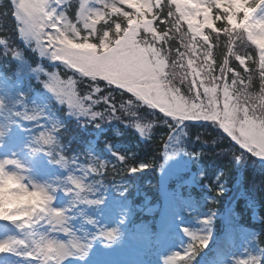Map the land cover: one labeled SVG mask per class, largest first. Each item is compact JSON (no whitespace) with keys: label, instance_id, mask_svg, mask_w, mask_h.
Here are the masks:
<instances>
[{"label":"snow or ice","instance_id":"6c2138e0","mask_svg":"<svg viewBox=\"0 0 264 264\" xmlns=\"http://www.w3.org/2000/svg\"><path fill=\"white\" fill-rule=\"evenodd\" d=\"M62 2L11 0L14 19L20 25V38L26 45L35 44L32 50L40 57L61 61L83 77L125 90L136 101L158 108L161 113L172 117L177 125L187 120L218 123L236 144L264 161V83H261L258 92L250 91L253 76L249 69H244L248 80L246 84L245 76L229 66L227 56L221 61L219 75H216L213 46L210 36L204 31L210 29L217 34V38L221 33L227 36L228 55L234 56L240 65H245V58L252 60L258 67L259 79L264 82V28L260 27L264 26V0H255V4L253 0H167L169 11L160 23L170 24V27L163 31L154 26L159 19L154 9L163 7L161 0H80L75 22L65 11L57 10ZM121 5L132 11L124 10ZM250 8H254V12H249ZM214 9L217 10L215 14ZM258 12L262 13L259 17ZM218 21L223 22V27L216 26ZM182 22L187 24V32L181 31ZM101 24L103 26L98 27ZM253 25L260 30H253ZM170 32L179 34L185 49H177L175 59H170L172 50L164 47L172 38ZM245 38L258 50V61L247 53L241 56L233 50L232 45ZM0 45L8 47L4 39H0ZM20 55L19 51L12 52L13 58ZM39 70L43 72V69ZM228 73L232 74L230 82ZM44 76L47 79L43 80V87L56 102L66 105L69 114L87 117L90 121L114 117L116 109L110 104V97L94 98L92 93L81 96L74 80H62L55 72H45ZM177 81L180 84L189 83L190 97L185 98L181 94ZM94 91L99 94L101 89L96 87ZM101 102L107 105L105 112L95 111L94 106ZM20 103L17 101V104ZM123 108L121 105L122 111ZM47 119L50 118L43 109L27 106L7 108L0 100V142L11 127L21 122H34L40 125L41 130L35 136L30 152L46 154L53 163L68 172L57 187L25 186L19 172L14 171L20 169L22 163L15 158L0 159V221L22 229H33L34 225L47 221L53 232H63L70 239L64 242L34 233L27 240L9 237L0 239V253L23 256L36 261V264H63L68 257L79 255L83 259L88 246L76 242L74 232L67 227L66 213L71 209L51 207L54 198L50 192L62 189L71 197L73 207L100 204V200L89 199L85 195L93 192L92 184L86 180L90 173H99L106 161L91 152L85 153L94 157V162L88 167L81 166L76 156L71 161L66 159L57 152V149L63 151L58 139L62 125L58 121L41 125V120ZM140 131L144 129L140 128ZM105 147L111 150L110 144ZM112 155L121 162L126 160L118 152L112 151ZM10 165L14 170H8ZM76 168L82 175L73 174ZM129 171L134 173L137 168L131 167ZM203 223L210 224V220L206 219ZM100 235L112 240L116 231H103ZM189 235L193 241L199 240L202 247L207 246L208 235ZM196 251L194 246L186 249V260L177 252L166 264H171L175 258H180L182 264H191ZM237 264H264V249H261V255H249L247 260Z\"/></svg>","mask_w":264,"mask_h":264},{"label":"trees","instance_id":"16d2710c","mask_svg":"<svg viewBox=\"0 0 264 264\" xmlns=\"http://www.w3.org/2000/svg\"><path fill=\"white\" fill-rule=\"evenodd\" d=\"M79 2L80 0H64L62 3V10L73 22L76 19ZM161 2L163 7L154 9L159 16L154 26L163 31L170 27V24L160 23V20L167 17L169 5L167 0ZM121 7L126 11H132L126 5ZM172 10L174 11V7ZM216 11L214 9L213 13L215 14ZM113 19L119 18L113 17ZM102 26V24L98 25V27ZM216 26L223 27V22L218 21ZM19 27L14 19V6L11 0H0V39L6 40L8 45L7 48L0 45V77H3L0 78V100H3L7 108L27 106L40 110L43 108L36 102L35 91L45 92L47 107L55 116V122L58 121L62 125L58 139L63 151L57 149V152L70 161L76 156L80 165L84 167L94 162V157L85 155L87 152L106 161L105 167L100 169L99 173H90L86 180L87 183L92 184L93 192L85 195L89 199L102 202L98 205L79 204L74 207L71 205L73 208L71 218L76 222L82 237L89 245L90 256L87 257V264L93 262V264H104L110 257L124 252L139 255L137 264H163L156 243L142 249L136 246L135 240L130 237V233L136 230L145 231L150 226L155 229V223L150 224L152 217L146 216L144 211L147 207L159 203L162 194L167 197L182 195L187 205L186 211L193 215L192 221L205 212L219 211L221 217L216 220L218 235L229 222H232L235 230L252 246L264 249V161L260 157L252 155L236 144L218 123L187 120L177 125L172 117L161 113L158 108H150L136 101L135 97L125 90L103 81H92L62 63H54L46 57H40L38 52L32 50L35 44L29 46L22 41L18 34ZM181 31L187 32L186 23L182 22ZM204 31L210 36L213 46L215 74L219 75L221 61L227 56L229 66L245 76L246 84L248 80L244 69L245 67L249 69L253 76L249 90L258 92L261 83L264 82L257 75V65L247 58L245 65H240L234 56L228 55L227 36L221 33L217 38V34L210 29ZM169 36L172 38L164 47L172 50L170 59H175L176 50L185 49L178 33L170 32ZM232 47L237 54L245 56L247 53L248 56L253 57V60L258 61V50L247 42L246 38L243 41L237 40ZM13 51H19L20 57L13 58ZM34 68L37 70L33 71ZM39 69H43V72ZM45 72H55L62 80H74L76 90L81 96L92 93L94 98L110 97V104L116 109L115 118L106 117L105 120L90 121L87 117L69 114L66 105L56 102L43 87L42 82L47 79L44 76ZM231 76L232 74L228 73L229 82ZM190 79L189 77V81ZM177 86L180 87L181 94L185 98L192 95L188 82L180 84L177 81ZM96 87L101 89L99 94L94 91ZM200 91L202 93V88ZM201 99H204L203 95ZM17 101L21 103L17 104ZM121 105L124 106L123 111ZM106 107L107 105L101 102L94 106V110L105 112ZM45 114L49 117L46 112ZM50 120L51 118L41 120L40 123L46 124ZM140 128L144 131L141 132ZM40 130V125L34 122H26V124L21 122L11 127L8 133L19 143L30 162L36 164L42 173L51 171L58 179V185H61L68 175L67 170L53 163L44 153L30 152L34 138ZM106 144L111 145V150L105 147ZM181 149L183 151H179ZM112 151L124 155L126 160L119 161L112 155ZM171 155L175 168L168 171V157L170 158ZM141 165L144 167L141 168ZM131 167H136L137 171L131 173L129 171ZM164 168L165 173H163ZM73 174L82 175L79 168H76ZM60 191L71 204V197L62 189ZM106 197L128 206L133 214L127 229L112 242L97 237L101 232V220L106 214L104 202ZM230 213L233 216L229 218ZM89 220L92 222L89 223ZM7 238L8 235H2L1 239ZM187 243L189 249L192 246L197 249L191 264H205L214 260L212 248L202 247L198 241L188 238ZM0 264L22 263L6 253H0ZM171 264H182V261L179 258Z\"/></svg>","mask_w":264,"mask_h":264},{"label":"rangeland","instance_id":"374dc122","mask_svg":"<svg viewBox=\"0 0 264 264\" xmlns=\"http://www.w3.org/2000/svg\"><path fill=\"white\" fill-rule=\"evenodd\" d=\"M57 10H62V4L57 6ZM261 14V12H258L257 17ZM35 97L37 104L44 109L49 117L51 116V120L47 121L46 124L55 122V116L45 103L46 93L44 94L37 91ZM4 158L18 159L24 165L21 174L25 176V180L23 181L25 184L52 187L59 186L58 179L55 178L51 172L42 173L37 165L29 161V157L25 156L19 143L12 138L9 133H6V136L3 138L2 142H0V159ZM168 161L167 169L168 171H172L175 168L172 155L170 158L168 157ZM8 170L11 171L14 169L10 165L8 166ZM163 173H165V168ZM50 194L53 195L54 198L51 202V207L72 210L71 204L66 197L62 196L60 190H57L54 193L50 192ZM167 199L168 200L163 203V208L165 209V215L163 214V217L165 216L163 222L164 225L161 227L157 226L156 231L152 230L150 227L148 231L143 232L136 230L130 234V237L135 240L136 246L143 249L150 247L154 241L161 243L163 264H166V261H168L170 257H174L177 252L181 254V257L187 258L185 254V250L189 249L187 238L192 240L189 233L209 236L206 248H212L215 253V258L213 262H207L205 264H237L239 261L247 260L249 255H261V247L252 246L244 236L237 234L232 227L224 228L221 236L218 237L216 220L221 217L218 211H214L213 213L205 212L195 221H192L193 215L186 211L187 205L185 204L182 195L176 194L175 197H168ZM104 202L107 207L106 214L101 221V232L115 229L116 237L128 227L130 220L132 219V211L128 206L113 201L111 197L104 198ZM158 209L159 204L152 205L146 209L145 214L151 216L154 222L161 224L162 215H157ZM71 210L66 213L67 227L74 232L77 238L76 242L88 246L86 247L87 255L83 259H80L79 255L68 257L63 264H87V257L90 256L89 245L86 239L82 237L81 230L76 225V222L72 220ZM206 219L210 220V224L203 223ZM151 223L152 220L150 224ZM17 232L18 238H24L26 240L29 239L30 234L33 233L37 235H45L49 238L64 242L70 239L69 236L63 232H53L47 221H41L39 224L34 225L33 229H22L18 227ZM101 232L97 234L98 239L104 238L100 235ZM114 239L109 240V242H112ZM196 241L199 242V240ZM177 259L179 258H175L171 262ZM138 260L139 255L124 252L121 255L110 257L104 264H137Z\"/></svg>","mask_w":264,"mask_h":264},{"label":"clouds","instance_id":"9594fccd","mask_svg":"<svg viewBox=\"0 0 264 264\" xmlns=\"http://www.w3.org/2000/svg\"><path fill=\"white\" fill-rule=\"evenodd\" d=\"M253 4H255V0H253ZM249 12H254V8H250L249 9ZM260 27L261 28H264V26H260ZM253 30L259 31L260 29L253 25ZM23 167H24V165L22 164V167L20 169H16L14 171H18L19 174L21 175L23 181H24L25 180V176L21 174V171H22ZM25 186H27V184H25ZM108 231H111V230H108Z\"/></svg>","mask_w":264,"mask_h":264}]
</instances>
